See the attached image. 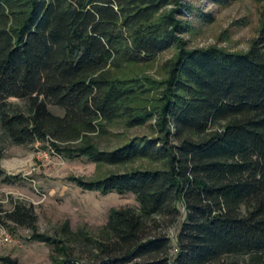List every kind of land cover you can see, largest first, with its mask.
<instances>
[{"label":"trees","instance_id":"trees-1","mask_svg":"<svg viewBox=\"0 0 264 264\" xmlns=\"http://www.w3.org/2000/svg\"><path fill=\"white\" fill-rule=\"evenodd\" d=\"M239 1L212 0L220 7ZM251 1L262 5L258 36L247 52H231L188 47L183 36L195 26L188 19H215L186 0H0L4 135L16 146L52 144L98 166L133 165L72 180L139 203L112 210L97 239L69 224L63 240L38 234L35 208L24 203L7 211L0 201V226L34 230L53 248L54 264H264V0ZM172 49L162 80L138 72ZM117 125L151 133L102 149L94 136ZM1 160L0 153L3 178ZM80 237L94 243L85 257L70 245Z\"/></svg>","mask_w":264,"mask_h":264},{"label":"rangeland","instance_id":"rangeland-1","mask_svg":"<svg viewBox=\"0 0 264 264\" xmlns=\"http://www.w3.org/2000/svg\"><path fill=\"white\" fill-rule=\"evenodd\" d=\"M194 9L214 16V22H198L196 14L188 20L194 30L183 37L190 49L218 47L231 52H247L257 38L262 23V5L251 0H241L228 7L216 6L212 0H186ZM176 54L172 49L162 54L148 67L137 69L158 80L164 78L163 64ZM17 102L22 108L26 102ZM56 115L65 111L51 106ZM144 128L128 129L117 125L109 134L94 136L102 149L113 150L129 139L150 135ZM51 144L37 143L29 146H16L4 135L0 128L1 165L7 176L0 178V201L7 211L18 203L33 206L38 215L37 233L63 240V228L69 224L75 233H84L97 239L107 224L111 211L121 208H139L133 194L121 195L116 192L102 194L81 188L72 179L92 181L111 173L126 172L128 167L98 166L87 157L65 155L56 151ZM145 165L137 162L134 167ZM185 214L184 209H182ZM185 220V219H184ZM181 224L170 233L176 237ZM35 231L14 224L0 226V264L2 258L18 259L22 264H54L53 248L33 238ZM75 257H85L93 249L94 243H87L83 237L70 243ZM237 264H249L247 258H234Z\"/></svg>","mask_w":264,"mask_h":264}]
</instances>
